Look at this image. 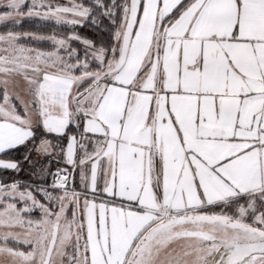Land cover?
Listing matches in <instances>:
<instances>
[{"label": "snow or ice", "instance_id": "snow-or-ice-1", "mask_svg": "<svg viewBox=\"0 0 264 264\" xmlns=\"http://www.w3.org/2000/svg\"><path fill=\"white\" fill-rule=\"evenodd\" d=\"M25 17L71 31L0 33V170L36 181L0 178V264H264V0H0Z\"/></svg>", "mask_w": 264, "mask_h": 264}, {"label": "trees", "instance_id": "trees-1", "mask_svg": "<svg viewBox=\"0 0 264 264\" xmlns=\"http://www.w3.org/2000/svg\"><path fill=\"white\" fill-rule=\"evenodd\" d=\"M52 3L54 4H69V0H51ZM85 4H89L90 0H84ZM67 28L68 31H71V27L69 26H58L56 25L53 21L50 20H42L39 17H31V18H24L22 21H20V23L18 24H13L12 22H6L4 25H0V33L2 32H6L8 30H13L16 32H20V33H24V32H34V33H38L40 35H50V31H58V28ZM75 31L78 34L83 35L85 38L91 39L93 41H95L97 44H100L101 42L107 43L111 40V30H105V31H100L98 29H96L95 27H93L89 22L85 23L84 27H77L75 29ZM21 42L26 43V44H32L34 46L40 47V48H46L48 46H52L50 41H41V42H37V41H33L30 39H22ZM80 47L83 48V46L81 44H77ZM49 48V47H48ZM21 151H25L23 148H20V150H14L12 152H10L9 154L5 155L7 157H9V159H13V160H20L22 161V153ZM33 154V153H32ZM47 158H43V160H46ZM22 165L25 166H29V164L26 161L22 162ZM21 165V166H22ZM57 167V165L55 164V162H53L52 164V168L53 170H55V168ZM32 170V168H31ZM31 173V171L29 172V174ZM0 176L2 179L4 180H9V179H21V180H25L26 178H30L29 175H23L22 172L20 171L19 173H14L13 171H0ZM50 179V178H49ZM31 181V180H30ZM27 182V181H26ZM32 182H36L34 181V178L32 179ZM216 211H219V209H216ZM32 214H37L36 212L32 213ZM12 242H8V244H11ZM13 245L16 246H21V244H17L14 243Z\"/></svg>", "mask_w": 264, "mask_h": 264}, {"label": "rangeland", "instance_id": "rangeland-1", "mask_svg": "<svg viewBox=\"0 0 264 264\" xmlns=\"http://www.w3.org/2000/svg\"><path fill=\"white\" fill-rule=\"evenodd\" d=\"M57 1V0H56ZM58 5H68V4H58ZM26 18V17H25ZM24 18H19V23H20V21H22ZM69 27H71V26H69ZM53 32H55L57 35H60V34H67V33H69L70 31H68V29L67 28H58V31H50V33L52 34ZM80 36H82V37H84L83 35H81V34H79ZM85 38V37H84ZM76 43L77 42H73V46L74 47H77V48H79V49H81V51H82V47H80L79 45H76ZM78 44V43H77ZM49 47V48H48ZM48 47H46V48H40V49H42V50H45V51H48V50H51L52 49V46H48ZM20 150V149H19ZM21 152H24V151H21ZM32 156H33V158L35 159L36 158V154L33 152V154H32ZM21 172H22V174L23 175H29L30 176V178H26L25 180L23 179V180H21V179H13V180H18V181H20L21 182V184H25V183H32V179H33V177L29 174V172L30 171H32L31 170V167L30 166H25V165H22L21 166V170H20ZM19 171V172H20ZM14 173H16V172H14ZM9 180H12V179H9ZM31 180V181H30ZM6 181H8V180H6ZM27 181V182H26ZM34 213V212H33ZM36 213H37V215L35 216H32V218L33 219H36V218H38L39 217V212L38 211H36ZM13 231H16V232H21V231H23L22 229H19V228H15V229H12ZM0 231H7V229H0ZM10 242H12L11 244H14L15 242H13L12 240H9ZM10 247H15V248H19V250H22V251H27V250H29L28 249V247L27 246H25L24 244H21V246H16V245H10Z\"/></svg>", "mask_w": 264, "mask_h": 264}, {"label": "crops", "instance_id": "crops-1", "mask_svg": "<svg viewBox=\"0 0 264 264\" xmlns=\"http://www.w3.org/2000/svg\"><path fill=\"white\" fill-rule=\"evenodd\" d=\"M21 43H23V42H21ZM24 44H26V43H24ZM27 46H30V47H35V48H39V47H37V46H34V45H32V44H26ZM21 84H23V82H21ZM22 111V110H21ZM35 153V152H34ZM36 154V153H35ZM0 158H2V159H9V157H7V156H0ZM0 171H2V170H0ZM0 178H1V176H0ZM76 184H77V186L79 185V177L77 176L76 177ZM36 216L37 214H31V216ZM14 242V241H13ZM20 244H22V243H20ZM10 245H13V244H8V246L10 247ZM14 246V245H13ZM15 248V247H14Z\"/></svg>", "mask_w": 264, "mask_h": 264}]
</instances>
